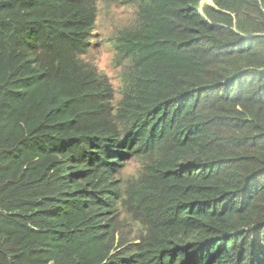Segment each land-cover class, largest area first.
Here are the masks:
<instances>
[{
  "label": "trees",
  "instance_id": "16d2710c",
  "mask_svg": "<svg viewBox=\"0 0 264 264\" xmlns=\"http://www.w3.org/2000/svg\"><path fill=\"white\" fill-rule=\"evenodd\" d=\"M106 1L118 99L98 0H0V264H264V0Z\"/></svg>",
  "mask_w": 264,
  "mask_h": 264
},
{
  "label": "rangeland",
  "instance_id": "374dc122",
  "mask_svg": "<svg viewBox=\"0 0 264 264\" xmlns=\"http://www.w3.org/2000/svg\"><path fill=\"white\" fill-rule=\"evenodd\" d=\"M202 3L212 4L202 0ZM98 18L91 49L84 55L99 71L105 72L111 79L116 89L117 99L121 97L123 66L115 61L114 38L120 29L134 25L137 17V9L134 5L121 1L107 2L98 0ZM141 163L137 159L129 161L122 171L121 177L130 179L139 172Z\"/></svg>",
  "mask_w": 264,
  "mask_h": 264
}]
</instances>
